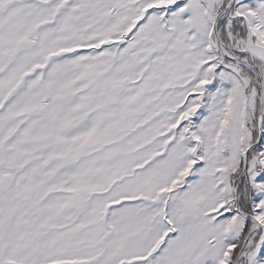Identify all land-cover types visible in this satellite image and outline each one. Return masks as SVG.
I'll use <instances>...</instances> for the list:
<instances>
[{"label": "snow or ice", "instance_id": "snow-or-ice-1", "mask_svg": "<svg viewBox=\"0 0 264 264\" xmlns=\"http://www.w3.org/2000/svg\"><path fill=\"white\" fill-rule=\"evenodd\" d=\"M0 264H264V0H0Z\"/></svg>", "mask_w": 264, "mask_h": 264}]
</instances>
